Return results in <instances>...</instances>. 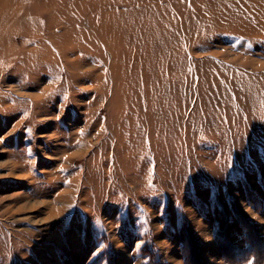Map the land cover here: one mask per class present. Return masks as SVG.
<instances>
[{
  "label": "rangeland",
  "instance_id": "rangeland-1",
  "mask_svg": "<svg viewBox=\"0 0 264 264\" xmlns=\"http://www.w3.org/2000/svg\"><path fill=\"white\" fill-rule=\"evenodd\" d=\"M235 242L264 253V0H0V264H257Z\"/></svg>",
  "mask_w": 264,
  "mask_h": 264
},
{
  "label": "trees",
  "instance_id": "trees-1",
  "mask_svg": "<svg viewBox=\"0 0 264 264\" xmlns=\"http://www.w3.org/2000/svg\"><path fill=\"white\" fill-rule=\"evenodd\" d=\"M241 226L244 227V232L241 234V239H244V241H245V239L247 240L250 237V230H249L248 225H245V223H242ZM246 243H248V242H246ZM252 246L253 245L249 243V245H246L245 246L246 248H244V246L239 245V242H235L234 245H230L229 246V249H230L229 253H231V254H229V255H231L230 259L233 258L230 261L236 262V263H242V262H248V261L256 262L257 264L260 263L264 259L263 258L264 253L262 254V252L260 251L261 249H259L260 252L259 253L257 252L258 255H256V249ZM257 247H260V246H257Z\"/></svg>",
  "mask_w": 264,
  "mask_h": 264
},
{
  "label": "bare ground",
  "instance_id": "bare-ground-1",
  "mask_svg": "<svg viewBox=\"0 0 264 264\" xmlns=\"http://www.w3.org/2000/svg\"><path fill=\"white\" fill-rule=\"evenodd\" d=\"M101 28H102V27H101ZM100 30H101V29H100ZM106 33H107V32H106ZM97 34H98V33H97ZM100 34H102V32H101ZM106 35H107V34H106ZM106 35H105V36H106ZM108 35H109V34H108ZM69 36H70V35H69ZM101 36H102V35H101ZM64 37H65V36H64ZM70 37H71V36H70ZM66 38H67V37H66ZM71 38H72V37H71ZM102 38H103V37H102ZM114 38H115V37H114ZM114 38H113V39H114ZM69 39H70V38H69ZM105 40H106V39H105ZM108 40H109V39H108ZM67 41H68V40H67ZM71 41L73 42V41H75V40H71ZM113 41H114V40H113ZM113 41H112V42H113ZM107 43H108V42H107ZM109 43H110V41H109ZM112 45H113V44H112ZM98 49H99V48H98ZM115 63H116V62H115ZM35 95H38L37 97H39V94H35ZM33 97H34V95H33ZM37 97H36V98H37ZM34 98H35V97H34Z\"/></svg>",
  "mask_w": 264,
  "mask_h": 264
}]
</instances>
